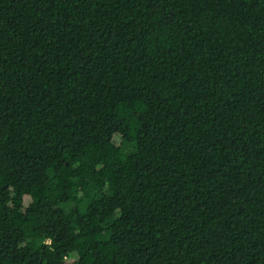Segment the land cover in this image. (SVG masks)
<instances>
[{"label":"trees","instance_id":"obj_1","mask_svg":"<svg viewBox=\"0 0 264 264\" xmlns=\"http://www.w3.org/2000/svg\"><path fill=\"white\" fill-rule=\"evenodd\" d=\"M0 264H264V0H0Z\"/></svg>","mask_w":264,"mask_h":264}]
</instances>
